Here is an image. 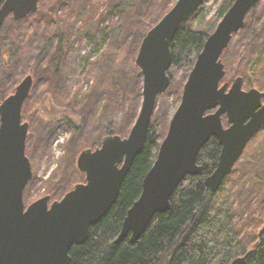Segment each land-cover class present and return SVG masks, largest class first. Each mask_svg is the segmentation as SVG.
<instances>
[{
	"label": "water",
	"instance_id": "95a60500",
	"mask_svg": "<svg viewBox=\"0 0 264 264\" xmlns=\"http://www.w3.org/2000/svg\"><path fill=\"white\" fill-rule=\"evenodd\" d=\"M3 0H0V3ZM41 0H4L0 26L12 13L15 19L37 10ZM259 0H234L207 36L182 89L180 103L170 118L156 158L142 180L141 193L124 217L115 244L125 238L137 241L153 218L170 208V199L188 176H199L197 156L211 138L221 146L218 162L203 186L215 194L233 170L249 141L264 129V93L242 89L236 77L228 87L221 61L232 35L244 25L248 12ZM203 0H176L171 9L141 40L135 65L142 75V101L128 135H109L94 150H82L78 183L60 200L44 196L25 207L23 191L32 177L25 155L28 123L21 110L33 85L25 76L13 94L0 104V264H70V248L82 245L115 203L133 161L146 141L157 96L169 87L170 44L181 26L199 9ZM222 116L228 127L224 128ZM264 241V220L257 243ZM253 250L229 264H246Z\"/></svg>",
	"mask_w": 264,
	"mask_h": 264
},
{
	"label": "trees",
	"instance_id": "16d2710c",
	"mask_svg": "<svg viewBox=\"0 0 264 264\" xmlns=\"http://www.w3.org/2000/svg\"><path fill=\"white\" fill-rule=\"evenodd\" d=\"M139 1L142 12L146 9L143 15L137 16V26L141 27L147 7L153 3L151 0ZM175 1L163 0L154 14L155 17L146 23L144 30L135 32L130 30L128 34L126 31L122 39L116 42L120 45L121 53L124 43H128L129 50L125 53L127 58L123 61L127 60V75L123 84L110 79L112 89L107 90L109 87L106 89L105 79L101 76L94 78L95 75L89 70L87 80L93 77L92 86L83 90L82 86H79L80 79L76 78L63 82L56 92L58 94H55L57 109L54 110L65 112L72 105L82 106L80 101L82 97L88 98L89 102H84V105L88 108L90 106V109L96 108L94 114L89 110L90 117H96L98 122L104 124L99 138L102 140L115 134L126 136L136 120L142 99V75L134 62L137 49L147 30L171 9ZM233 2L234 0H221L218 8L219 20ZM117 9L115 6L113 11H109L119 14ZM78 15L82 18L81 12ZM86 30L91 31L90 42L96 44L98 34L93 33L91 27L84 29ZM80 32L82 33V30ZM100 34L104 38L111 37L110 33L107 32L106 35L103 30ZM128 35H131L130 40ZM207 36L199 29L180 28L170 44L171 67L177 68L188 63L191 70ZM59 52L60 48L57 53ZM34 55L32 46V56ZM91 55L92 51H89L83 56V60L89 65ZM220 58L226 70L223 81L231 83L236 77H241L246 88H257L264 92V0H259L248 12L243 27L232 35L228 47L223 50ZM60 59L59 56L58 62ZM36 75L41 81L42 76L38 72ZM168 76L171 80L172 75ZM34 89L35 93L40 94L48 92L50 87L47 89L42 83H38ZM180 95L181 90L179 97ZM161 104L164 107V102ZM40 113L44 114L34 111L30 115L33 116V124L29 138H32V146L39 155L37 157L43 156L44 148L50 145V132L40 136L33 135L34 129L43 125L45 114L42 116ZM163 116L164 125L160 129H155L150 123L144 148L135 157L120 193L108 213L90 228L84 244L73 245L70 248V264H229L232 259L244 255L248 250L253 252L248 256L246 264H264V241L261 244L254 241V230L261 223L257 222L256 217L264 215V197L262 202L261 199L257 201L256 187L253 188L250 184V180L256 179L259 175V172L252 175L256 160H251L249 164L251 172L246 179L242 178V182L237 184L240 187L234 188L236 185L232 173L225 178L215 194H210L204 188L203 181L212 173L218 162L220 146L215 138L209 139L198 153L197 164L202 166L201 175L186 177L172 195L169 210L157 214L134 243L127 237L115 244L122 221L138 199L142 180L151 168L159 145L165 137L169 120L167 109ZM91 136V132H81L78 138L76 137V150L90 147L91 145H88L92 143ZM98 143H92V147ZM72 150L74 151V146ZM34 158L33 155L32 160ZM59 164L61 165V161ZM72 172L79 175L74 163ZM67 190L68 186H63L59 192L54 191L53 194L58 195ZM263 195L264 192L260 198Z\"/></svg>",
	"mask_w": 264,
	"mask_h": 264
},
{
	"label": "rangeland",
	"instance_id": "374dc122",
	"mask_svg": "<svg viewBox=\"0 0 264 264\" xmlns=\"http://www.w3.org/2000/svg\"><path fill=\"white\" fill-rule=\"evenodd\" d=\"M151 1L153 4L147 7L141 27L137 26V16L143 15L146 9L142 12L139 0H42L38 4V9L21 23L12 26L9 20L0 32V104L13 93L14 88L24 76L31 75L33 79L31 91L21 110L22 122L28 123L25 155L30 161L32 170V177L23 191L25 207L46 195L50 198L49 204L52 201H58L74 185L85 183L84 174L78 170L79 175L72 172L73 163L76 167L77 156L82 150H94L100 146L99 134L104 124L101 121L98 122L96 117H90L89 110L94 114L96 108L90 109V106L88 108L84 105V102H89L88 98L80 99L82 106L81 104L72 105L65 112L54 110L57 109L55 94H58L56 92L63 82L73 78L80 79L79 86H82L83 90L91 87L93 77L87 80L89 70L91 74L95 75L94 78L101 76L105 79L106 89L109 87L107 90L112 89L110 79L123 84L126 81L127 60L123 61L127 58L125 53L129 49L127 48L128 43H124L121 53L120 45L116 42L122 39L126 31L128 34L130 30H134V32L144 30L146 23L155 17L154 14L158 11L159 4L163 0ZM220 4L221 0H203L197 12L181 28L199 29L205 35H210L220 21L218 15ZM115 6L118 8L119 14L112 13ZM80 12L82 18H79L78 15ZM88 27L93 29V33L98 34L96 44L90 42L91 31H84ZM102 30L106 35L107 32L110 33L111 37L104 38L100 34ZM131 35H128L129 40ZM28 45L34 47L35 55L27 59L24 56L25 48ZM58 47L60 48L59 53H57ZM89 51H92L91 65L83 60V56ZM59 56L61 59L58 62ZM36 72L42 76L41 81L37 78ZM189 72L188 63L177 68H170L168 74L172 75V79L169 87L163 94L157 96L151 117L150 123L155 129L163 127L165 118L163 113L166 109L169 114L168 129L170 118L180 103L182 89ZM184 77L186 78L183 79ZM38 83H42L44 88L50 87L49 91L35 93L34 87ZM224 83H227L228 87L231 85L222 79L220 85ZM243 88L249 90L244 85ZM178 98H180L179 101H177ZM161 102H164V107ZM34 111L44 112L45 118L43 125L34 129L33 135L40 136L50 132V145L44 148L45 152L41 157H37L39 155L32 146V138H29V135L32 134L33 124V116L30 115ZM40 114L44 116L43 113ZM223 122L224 125H227L225 121ZM81 132H91L92 143L100 142L94 147H92V143H89L90 147L86 146L77 151L75 143ZM73 146L74 151L72 150ZM33 155L35 158L32 160ZM252 159L256 160L253 164L255 171L252 175H256L258 172L259 175L256 179L250 180V184L253 188L256 187L255 199L257 201L261 199L262 202L264 195L261 198L260 196L264 192V129L252 138L243 155L233 167L235 189L240 187L237 184L242 182L241 179H246L251 172L249 164ZM63 186H68L69 190L58 195L53 194L54 191L59 192ZM256 219L261 223L254 230L255 242H257V233L263 224L264 215H258Z\"/></svg>",
	"mask_w": 264,
	"mask_h": 264
},
{
	"label": "flooded vegetation",
	"instance_id": "af4514ba",
	"mask_svg": "<svg viewBox=\"0 0 264 264\" xmlns=\"http://www.w3.org/2000/svg\"><path fill=\"white\" fill-rule=\"evenodd\" d=\"M3 1H4V0H3ZM3 1L0 3V6L2 5ZM41 1H42V0H41ZM41 1H39V2H41ZM39 2H38V4H39ZM37 8H38V6H37ZM31 14H32V12H29V13L26 14L23 18L15 19V18L13 17V14H12V13H9V14L5 17V19H4L3 23H2V25L0 26V32L3 30L4 26H6L5 24L7 23V21L10 20V24H11L12 26H16L18 23H21L22 20L26 19V18H27L28 16H30ZM12 35H13V34H12ZM31 56H32V46H29V45H28V46H26V48H25V56H24V57L28 59V58L31 57ZM25 58H24V59H25ZM24 59H23V60H24ZM26 76H27V75H26ZM24 77H25V76H24ZM24 77H23V78H24ZM23 78H22V79H23ZM242 80H243V79H242ZM21 81H22V80H21ZM21 81H20V82H21ZM20 82H19V83H20ZM19 83H18V84H19ZM18 84H17V85H18ZM15 88H16V87H15ZM15 88H14V91H15ZM242 89L245 90V89L243 88V85H242ZM248 89H251V88H248ZM258 90H259V89H258ZM14 91H13V93H14ZM30 91H31V90H30ZM245 91H247V90H245ZM259 91L262 92L261 90H259ZM13 93H11V94H13ZM262 93H263V92H262ZM11 94H10V95H11ZM28 96H29V95H28ZM27 98H28V97H27ZM27 98H26V100H27ZM26 100H25V101H26ZM25 101H24V103H25ZM24 103H23V105H24ZM261 103L264 104V98L261 100ZM22 107H23V106H22ZM223 121L226 122V117H225V116H222V124H223L224 128L228 127V124H227V125H224V122H223ZM21 122H22V119H21ZM226 123H227V122H226ZM251 140H252V139H251ZM251 140H250V141H251ZM250 141H249V142H250ZM218 144H219V143H218ZM248 144H249V143H248ZM248 144H247V145H248ZM219 146H220V145H219ZM246 148H247V146L245 147V149H246ZM245 149H244V151H245ZM220 150H221V146H220ZM244 151H243V153H244ZM243 153H242V155H243ZM219 154H220V153H219ZM242 155H241V156H242ZM240 158H241V157H240ZM240 158H239V159H240ZM238 161H239V160H238ZM238 161H237V162H238ZM237 162H236V163H237ZM236 163H235V164H236ZM234 166H235V165H234Z\"/></svg>",
	"mask_w": 264,
	"mask_h": 264
}]
</instances>
